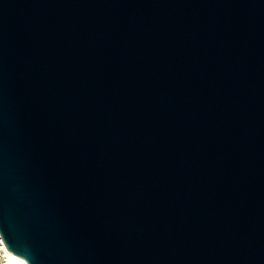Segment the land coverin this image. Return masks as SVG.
Listing matches in <instances>:
<instances>
[{
  "label": "water",
  "instance_id": "obj_1",
  "mask_svg": "<svg viewBox=\"0 0 264 264\" xmlns=\"http://www.w3.org/2000/svg\"><path fill=\"white\" fill-rule=\"evenodd\" d=\"M0 240L264 264V0H0Z\"/></svg>",
  "mask_w": 264,
  "mask_h": 264
},
{
  "label": "clouds",
  "instance_id": "obj_2",
  "mask_svg": "<svg viewBox=\"0 0 264 264\" xmlns=\"http://www.w3.org/2000/svg\"><path fill=\"white\" fill-rule=\"evenodd\" d=\"M0 264H23L22 261H18V260H4V259H0Z\"/></svg>",
  "mask_w": 264,
  "mask_h": 264
},
{
  "label": "rangeland",
  "instance_id": "obj_3",
  "mask_svg": "<svg viewBox=\"0 0 264 264\" xmlns=\"http://www.w3.org/2000/svg\"><path fill=\"white\" fill-rule=\"evenodd\" d=\"M0 259H4V260H7V257H6V254H5V251L2 247V244H1V240H0Z\"/></svg>",
  "mask_w": 264,
  "mask_h": 264
},
{
  "label": "bare ground",
  "instance_id": "obj_4",
  "mask_svg": "<svg viewBox=\"0 0 264 264\" xmlns=\"http://www.w3.org/2000/svg\"><path fill=\"white\" fill-rule=\"evenodd\" d=\"M1 244H2V247H3L4 251H5V254H6L7 260H8V261L13 260L12 257L10 256V254H9V251H8L7 247H6L2 242H1Z\"/></svg>",
  "mask_w": 264,
  "mask_h": 264
}]
</instances>
